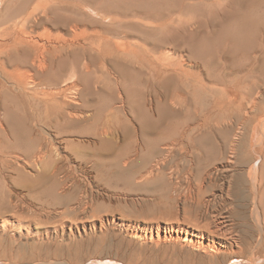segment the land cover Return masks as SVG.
Segmentation results:
<instances>
[{
    "label": "bare ground",
    "instance_id": "bare-ground-1",
    "mask_svg": "<svg viewBox=\"0 0 264 264\" xmlns=\"http://www.w3.org/2000/svg\"><path fill=\"white\" fill-rule=\"evenodd\" d=\"M251 6L263 9L251 7L230 14L235 24L219 31L218 51L213 60L205 62L196 41L175 32L182 19L165 0H0V143L8 138L0 147V190H27L37 200L44 197L58 203V187L72 188L75 194L93 172L97 177H103L99 173L141 176L142 171L150 176L161 163H172L173 174L196 177L192 173L196 169L217 179L230 161V167L238 168L233 174L237 183L245 172L252 181L253 190L246 188V194L236 189L235 198L241 203L233 216L243 220L241 224L254 239L255 225L247 222L250 191V215L258 228L256 243L240 235L237 238L249 242L244 246L248 253L244 248L241 253L227 250L232 244L228 245L229 228H223L224 237L218 243L204 236L200 241L188 231L183 238L211 253L212 264H238L241 256H247L249 264H261L264 198L259 187L264 184V168L258 161L250 162L264 157V0ZM83 9L110 17L109 31L124 40H112L103 34L109 33L104 29H80L75 12ZM134 26H148L139 34L141 42L128 41L136 35ZM203 37L209 40L206 34ZM165 47L168 53L161 52ZM76 51L81 56L75 57ZM185 51L187 58L182 55ZM177 53L182 54L178 57ZM236 54L244 59L231 62ZM196 65L199 69L192 70ZM174 106L179 109L175 111ZM204 109L212 114L189 118ZM75 112L87 113L82 119L91 124L75 126ZM248 130L246 142L243 136ZM159 145L168 148V159L154 158L161 154ZM26 168L36 172L34 179ZM8 204L0 201V208ZM10 221L0 222V231ZM10 227L18 232L22 224ZM38 231L34 236H40ZM59 251L3 256L9 258L8 264H64L57 260L68 255ZM90 263L115 264L102 259Z\"/></svg>",
    "mask_w": 264,
    "mask_h": 264
},
{
    "label": "rangeland",
    "instance_id": "rangeland-1",
    "mask_svg": "<svg viewBox=\"0 0 264 264\" xmlns=\"http://www.w3.org/2000/svg\"><path fill=\"white\" fill-rule=\"evenodd\" d=\"M165 1L173 7L174 15H179L182 19L176 23L175 32L182 37L185 35L196 41L198 44L196 50L204 55L205 62H210V59L213 60L218 51L215 41L219 31L227 26L226 24H235L234 20L228 18L229 15L233 12H245V8L250 9L252 2L256 0ZM262 7L254 9L252 7L251 10H262ZM110 20V17H102L88 9L75 12V23L80 29L87 31L102 29L109 31L107 23ZM197 23H200V26L196 28ZM139 27L132 28L136 35H132L128 41H140V35L146 32L148 26ZM103 34L109 35L112 40H124L121 35H113L110 31L109 33L103 32ZM205 34L209 40L203 37ZM169 50L168 47H165L161 49V52L168 53ZM185 52L177 53L175 56L179 57L182 54L187 58L188 51ZM93 53L97 54V50L94 49ZM171 53L174 54L175 49H172ZM237 54L232 55L234 61L230 60L231 62L244 59L243 56ZM78 56H81V53L76 51L75 57ZM81 60L83 61L84 58ZM230 61L222 63L234 66L235 63H230ZM120 63H123L121 59ZM191 69L198 70L199 67L196 65ZM113 82L112 80L111 89L115 90ZM150 99L152 97H148V100ZM209 99L207 98V100ZM173 109L176 111L179 107L174 106ZM86 114L75 112V120H73L75 126L88 127L91 124L92 121L82 119L87 117ZM208 114H212V111L204 109L203 113L193 112L189 118L196 119ZM214 130L216 131V126H214ZM250 133L251 130L245 133L244 141L249 142ZM6 140L8 138L0 143V147L4 146ZM116 141L117 136L114 138L115 144ZM165 148L167 147L163 145L157 147V151L161 154L154 157L156 160L168 159V152L165 151ZM62 153L64 152L61 150ZM245 153L247 154L244 151L243 154L246 155ZM255 159L257 158H253L250 164L253 161H258L260 167L264 168V157L259 158L263 164L260 160ZM161 164L150 176L142 171L141 176L128 177L116 174L105 177L99 173L103 177H97L98 174L93 172V177L88 180L87 185L75 190V194L72 188L58 187L55 191L57 198H60L58 203L44 197L38 199L40 202L34 197V192L27 190H11L9 188L0 190V201L9 203L7 207L0 208V222L11 220L8 227L0 231V263L8 264L10 262L9 258L3 256V253L14 254L32 250L37 253H52L59 249V253L68 255L57 260L65 262L64 264H91L93 259L112 260L115 264H212L211 253L203 251V248L198 247L199 244L193 240H184L183 235L186 231L192 234L196 233L200 241L204 236L218 243L219 239L224 237L226 228H229V232H232L229 235L228 245L232 244L231 247L228 246L230 249L227 250H234L238 253H241L244 246L246 248L250 241L256 243L258 228L250 215L252 207L250 191L253 188L251 178L246 172L243 180H237V183L233 174L238 168L230 167V161L225 162L228 165L227 170L219 176L216 175L217 179H211L196 169L192 172L196 177L183 173L173 174L169 169L172 163ZM239 169L245 171L246 168L239 167ZM25 170L34 179L36 172L31 168ZM10 173L12 172H7V174ZM52 179L50 177L45 182L49 183ZM246 188L250 190L247 192L250 194L247 199L249 202L247 222H253L252 224L255 225L252 230L257 238L254 239L249 237L246 226L241 224L243 220L233 216V211L241 203V199L235 198L238 195L236 189L246 194ZM259 189L264 198L263 183ZM242 193L239 191L241 196ZM261 202H264V199ZM15 207L17 208L15 209ZM19 221L21 222L19 223ZM12 223L22 224L24 229L21 228L18 233L10 227ZM216 228L219 231H223V228L225 230L219 234L218 231L216 232ZM36 231L41 233L40 236L36 234L34 236ZM28 235L29 237H26ZM240 235L246 236L244 239L249 242L237 238ZM245 248L244 252L248 253ZM260 251L264 253V248ZM75 253L79 254L76 258ZM258 260L264 264V256L258 257ZM236 261L238 264L250 263L247 256H241Z\"/></svg>",
    "mask_w": 264,
    "mask_h": 264
}]
</instances>
